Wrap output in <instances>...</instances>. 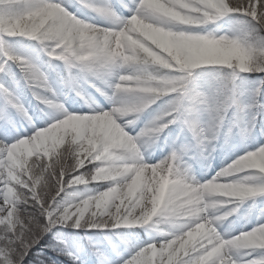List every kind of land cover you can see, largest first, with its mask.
<instances>
[{"label": "snow or ice", "instance_id": "1", "mask_svg": "<svg viewBox=\"0 0 264 264\" xmlns=\"http://www.w3.org/2000/svg\"><path fill=\"white\" fill-rule=\"evenodd\" d=\"M0 264H264V0H0Z\"/></svg>", "mask_w": 264, "mask_h": 264}, {"label": "bare ground", "instance_id": "2", "mask_svg": "<svg viewBox=\"0 0 264 264\" xmlns=\"http://www.w3.org/2000/svg\"><path fill=\"white\" fill-rule=\"evenodd\" d=\"M213 163H215V167L218 168L219 160H218V159H217V160H214ZM213 173H214L213 171H210V170L208 169V171H207V175H212ZM240 222L243 223V221H240Z\"/></svg>", "mask_w": 264, "mask_h": 264}, {"label": "rangeland", "instance_id": "3", "mask_svg": "<svg viewBox=\"0 0 264 264\" xmlns=\"http://www.w3.org/2000/svg\"><path fill=\"white\" fill-rule=\"evenodd\" d=\"M212 167H213L215 170H217V168L215 167V163H213V162H212ZM209 170L212 171V169H209ZM207 171H208V170H207ZM239 211H240L241 213H243L244 209L241 208Z\"/></svg>", "mask_w": 264, "mask_h": 264}]
</instances>
